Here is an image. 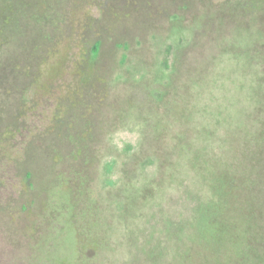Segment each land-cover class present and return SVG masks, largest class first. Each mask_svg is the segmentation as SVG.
I'll list each match as a JSON object with an SVG mask.
<instances>
[{
    "label": "rangeland",
    "instance_id": "1",
    "mask_svg": "<svg viewBox=\"0 0 264 264\" xmlns=\"http://www.w3.org/2000/svg\"><path fill=\"white\" fill-rule=\"evenodd\" d=\"M39 1L0 17V264H264V0Z\"/></svg>",
    "mask_w": 264,
    "mask_h": 264
},
{
    "label": "trees",
    "instance_id": "2",
    "mask_svg": "<svg viewBox=\"0 0 264 264\" xmlns=\"http://www.w3.org/2000/svg\"><path fill=\"white\" fill-rule=\"evenodd\" d=\"M260 1H262V0H257V2H260ZM23 5H24V8L32 10V15L29 14V16H23V17L18 15L17 12L19 10V6H21V5H17L16 0H0V17L3 18L4 24L7 26H12L14 28V30H17V27L24 22L28 24V27H31V25H34L32 27H36V28H37V26H40V20H39L40 14L39 13L42 12V10H43V7H44L43 2H40V1L39 2H31V0H23ZM34 22H35V24H34ZM4 39H5V41H4ZM4 39L1 40V38H0V44L6 42L7 38L5 37ZM100 46H101L100 41H95L94 43H92L90 51L88 53V59L90 61H94L97 58V56L99 54ZM50 52H51V50H50ZM52 52H53V50H52ZM203 215H205V214H203ZM206 218L207 217L205 215L200 219V221L204 222V220Z\"/></svg>",
    "mask_w": 264,
    "mask_h": 264
}]
</instances>
